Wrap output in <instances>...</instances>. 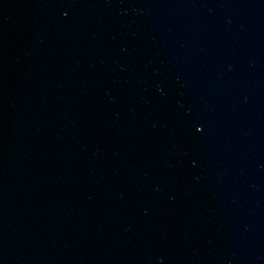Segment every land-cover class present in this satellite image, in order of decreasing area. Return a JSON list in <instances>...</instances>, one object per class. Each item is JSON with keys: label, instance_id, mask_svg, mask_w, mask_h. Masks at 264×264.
Masks as SVG:
<instances>
[{"label": "water", "instance_id": "obj_1", "mask_svg": "<svg viewBox=\"0 0 264 264\" xmlns=\"http://www.w3.org/2000/svg\"><path fill=\"white\" fill-rule=\"evenodd\" d=\"M0 264H264V0H0Z\"/></svg>", "mask_w": 264, "mask_h": 264}]
</instances>
